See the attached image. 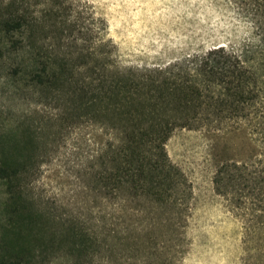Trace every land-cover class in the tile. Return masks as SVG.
Instances as JSON below:
<instances>
[{
	"label": "trees",
	"instance_id": "16d2710c",
	"mask_svg": "<svg viewBox=\"0 0 264 264\" xmlns=\"http://www.w3.org/2000/svg\"><path fill=\"white\" fill-rule=\"evenodd\" d=\"M231 1L253 26L239 44L137 68L118 65L106 24L75 0H0V42L19 54L9 68L14 85L54 104L47 115L33 113V122L25 115L16 129L0 131V182L38 238L0 264H174L193 199L167 151L179 127L224 138L248 125L259 134L254 158L215 149L213 182L246 214L264 218V0ZM89 125L101 134L78 177L94 199L73 211L37 192L36 180L56 142Z\"/></svg>",
	"mask_w": 264,
	"mask_h": 264
},
{
	"label": "rangeland",
	"instance_id": "374dc122",
	"mask_svg": "<svg viewBox=\"0 0 264 264\" xmlns=\"http://www.w3.org/2000/svg\"><path fill=\"white\" fill-rule=\"evenodd\" d=\"M75 1L86 6L94 22L104 21V38L122 67L157 66L217 44H239L253 28L231 0ZM18 56L5 40L0 42L1 132L16 129L25 115L33 122V113L47 115L54 107L39 101L32 89L14 85L9 68ZM100 130L89 125L59 139V146L45 157L35 190L73 211L83 200L92 204L94 197H86L78 177V164L96 149ZM108 137L104 135L103 141ZM259 144V134L248 125L233 129L224 138L205 129L179 127L173 132L167 151L193 189L191 213L174 264H264V218L257 210L254 214L252 209L245 210L246 214L233 197L218 194L213 182L215 149L226 146L227 157L248 160L260 153ZM124 202L136 205L134 200ZM101 205L110 210L113 204L103 201ZM37 239L14 195L0 182V256L23 255Z\"/></svg>",
	"mask_w": 264,
	"mask_h": 264
}]
</instances>
